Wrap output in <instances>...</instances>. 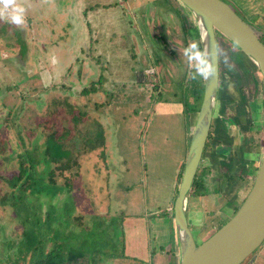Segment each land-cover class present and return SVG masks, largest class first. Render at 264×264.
I'll return each instance as SVG.
<instances>
[{"label":"rangeland","instance_id":"374dc122","mask_svg":"<svg viewBox=\"0 0 264 264\" xmlns=\"http://www.w3.org/2000/svg\"><path fill=\"white\" fill-rule=\"evenodd\" d=\"M177 1L176 3H179ZM224 1L250 23L247 10L243 12L236 3ZM59 3L54 10L56 13H60L59 10L63 8L61 0ZM95 10L97 14V8ZM47 11V8L43 7L41 11L34 9L35 14L32 16L27 14L26 27L32 28L33 31L35 28L33 24L39 22L40 26L36 29L43 30L45 28L42 24L43 17L57 21L56 16ZM184 11L195 28L190 29L189 33L192 37L198 34V46L203 51L197 22L186 8ZM124 13L123 17L120 16L119 22L111 18L107 23L105 15L99 17L100 21L113 25L114 32L123 33L121 45L124 47L122 50L118 48L115 50L117 56L108 67L113 78L118 75L117 77L126 82L122 92H119V89H112L111 86L107 88V83L119 84L117 81L106 82L108 75L104 76L106 78L104 80L98 77V81L86 82L77 77V72L71 77L69 73L64 74L65 63L60 66H57V63L54 65L53 55L58 50L50 48L47 45L49 43L43 40L45 35L43 31L30 33V42L25 39L26 43L20 39L21 37L16 40L20 35L16 36V32L24 33L23 27L12 26L0 19V37H3L2 42L0 39V240H3L0 241V245L6 248L5 242L8 240L11 244L9 247L13 246L14 254L27 245L29 236L31 244L36 248L43 245L47 255L57 243L65 241L62 238L67 237L69 241L76 233L79 236L83 231L93 232L99 229H102L103 238L109 242V250L114 251L117 248L118 252L119 248H122L119 239L123 232L118 226L122 216L131 213L140 215L158 213L167 207L175 195L179 167L186 156L182 115L160 114V118H154V105L151 103L158 99L160 93L156 90L159 81L153 76H150L149 80H144L139 93L134 92V86L138 85L134 80L136 64L147 59H141L142 49L128 51L138 40L136 39L138 33L135 26L128 21V17L131 19L129 12L125 10ZM56 28H59L58 24L49 27L48 36H55L58 33ZM255 28L259 33L258 27ZM32 35L35 36V40ZM260 35L264 38V33ZM159 36L162 35L159 34L158 39ZM166 38H160L163 50L166 49L164 48ZM42 42L46 46L44 49ZM19 44L21 48L18 47ZM67 44L71 45L70 42ZM166 44L169 50L170 45ZM218 44L221 77L215 115L222 116L227 121L231 119L232 123L227 133L218 126L214 135L216 139L223 141V145L218 149H226L228 146L231 153L221 160L215 158L214 161L209 159L204 162V169L209 176L205 182L202 180V184L206 185L205 189L201 190L200 195L190 198L189 210L194 225L192 231L199 244L204 240L201 238L202 234L199 235L200 228L208 230L204 236L207 239L235 214L250 191L264 156V81L256 66L227 38L219 34ZM141 46L143 48L144 43L141 42ZM160 53L161 61H165L164 52ZM69 58L70 55L65 56V52L61 50L60 60L67 62ZM76 59L82 64L78 72L82 70L81 74H85V54L79 53ZM120 69L123 71L126 69L124 76ZM185 71V79H182L183 75L180 80L177 77L172 78L167 82V91L162 92L161 96L168 99L176 97L177 100L182 99L195 106L196 112L192 116L195 121L202 100L200 103L196 102L194 87L196 84L203 87L204 78L192 79L191 68ZM120 85L123 84L120 82ZM91 88H94L93 92ZM83 90L90 91V94L83 95ZM53 106L56 107V112ZM77 116L78 119L74 121L79 124V138L70 131L77 128L75 122L71 126L73 118ZM160 122L164 124L160 125ZM48 131L58 133L55 140H52L54 146L51 151L59 149L62 145L67 146V149L64 147L63 150L67 153L71 151L69 157L75 165L71 170H67L64 165L52 168V165L58 162L47 161L46 164L53 170L51 173L48 168V172L45 171L47 182H50L47 175H51L52 182L61 188L51 189L49 194L45 192L42 196L43 202L38 201L40 206L33 223L37 224L39 221L40 223L34 228L36 232L33 233L29 232L33 227L30 220L26 223L22 217L28 214L30 209H33L30 215L35 213V208L25 200L22 202L15 200L17 194H11L13 190L10 184L11 175H18L21 172L18 164L20 161L17 162L16 158L18 155L23 154L25 160H29L35 149L46 147L45 137ZM86 139L91 142L90 146L84 141ZM91 147H94V150H86ZM39 160L40 158L36 159ZM63 164H66V161ZM43 168L41 165L38 171ZM63 187L66 188L62 189ZM68 209L69 212L66 214ZM49 214L53 220L49 221ZM108 214L112 218L109 219ZM171 220L173 221L172 218ZM82 221L85 223L84 226ZM49 222L52 224L51 227ZM163 222L169 223L166 220ZM149 228L151 231V227ZM38 235L44 236L46 240L38 242ZM157 238L163 240V236ZM67 244L73 248L72 251L68 250L69 256L72 255L75 261L72 264L89 259L90 261L92 259L90 263L96 264L103 256L97 253L91 258L90 251H86L85 248L78 250L71 242ZM263 245L264 243L243 264H256L258 260L254 259ZM74 249H77V252L73 251ZM109 260L111 263L114 261ZM125 261L132 264L130 259ZM259 263L264 264V261L261 260Z\"/></svg>","mask_w":264,"mask_h":264},{"label":"crops","instance_id":"0c3cea01","mask_svg":"<svg viewBox=\"0 0 264 264\" xmlns=\"http://www.w3.org/2000/svg\"><path fill=\"white\" fill-rule=\"evenodd\" d=\"M59 1L60 0H0V19L12 26L23 27L24 33L23 31L16 32V36L20 34L16 40H19L21 37L20 39L23 42H30V33L34 34L35 32L43 31L45 33V35L43 33V40L49 43L47 45L50 48L54 50L57 48L58 50L55 55L58 54L59 56L56 57L53 55L54 65L57 63V66H60L65 63L63 66L64 74L69 73L71 77L72 74L77 72V77H79L80 80H86V82L98 81V77L104 80L106 79L104 76L108 75L109 78L106 79V82L117 81L119 84L113 85L107 83V88L111 86L112 89H119V92H122L125 89L124 83L126 82H123L121 78L117 77L118 75L113 78L110 75L108 67L113 64L112 61L117 56L115 50L117 48L122 50L124 47V45H121L123 33L122 31L119 33L114 32L113 25L107 23L111 18L117 19L119 22L120 16L122 15L123 17V14H125L124 11H128L131 17V19L128 17V21L131 25L135 26L138 33V38H136L138 40L132 44L128 51L130 49L133 51L136 49L141 51L142 49L140 55L141 59H147L146 61L140 60L139 63L136 64L137 68H135L136 75H134V80L138 85L134 86V92L139 93L144 80H149L150 76H153L155 80L159 81L156 90L160 95H158L156 101L151 103L154 105V118H160V114H169L173 116L174 113H177L182 115L181 124L185 132L186 159L195 125L194 122H196V120L193 121L192 116L196 110L189 113L185 109L184 100H177L176 97L168 99L167 97L161 96L162 92L165 93L167 91V82L172 80V78L175 79V77H177L178 80H180V77L183 75L182 79H185V70L190 68V65L183 55V50L187 44L193 41L198 44V34L192 37L189 33L190 29L195 28H193V25L187 17V12L184 11L185 7L183 4L176 3L175 0H61L63 8L59 10L60 13H56L54 10L59 6ZM97 1H99V3ZM229 1L236 3L243 12L247 10L248 15H246L249 17L250 23L254 27H258L259 34L264 33V11H261L264 10L262 9L264 8V0ZM41 7H46L48 10L47 13L50 12L52 15L56 16L55 18H57V21H52L43 17L42 24H44L43 27L45 28L43 30H37L36 27L40 26L38 22L33 24L35 28L32 31V28L28 29L26 27L28 24H25L28 17L27 14L32 16L35 14L34 9H36V11H41ZM95 8L100 12L97 11L96 14ZM180 14H182L183 17H181ZM101 15H105L107 23L99 20ZM14 17H19L20 22H13ZM179 17H181V19H179ZM153 22L155 24H153ZM55 24L59 25V28H56L58 33H56L55 36L53 35L54 37L48 36L50 34L48 28L55 26ZM114 25L116 26V24ZM158 32L162 35L159 36V39ZM164 37H167L165 42L170 45L169 50L166 43L164 45V48H166L165 50H163V46L160 44V38ZM32 38H34V40L36 39L34 35H32ZM0 39L2 42L3 37H0ZM139 40L144 43L143 48H141L142 46ZM69 42L71 45L67 44ZM56 43L58 44L55 45ZM18 47L21 48V44H19ZM39 47L42 46L39 45ZM42 48H46L44 43ZM61 50L65 52V56L70 55L69 61L60 60ZM83 50L85 52H83ZM160 52H164L166 57L165 61H161L162 55ZM79 53L85 54L86 56L84 62L86 69L84 68L85 74L83 73V75L81 74L82 70L78 72L79 66H82V64L78 62V59H76ZM102 58H104L103 61ZM115 63L118 65L117 62ZM101 66L103 68H100ZM135 69H133L134 73ZM120 71L123 76L126 74V69L124 71L120 69ZM166 75L171 78L168 79L165 77ZM72 78L74 80V75ZM72 78L70 80H72ZM120 82L123 84L122 86ZM160 123V125L164 124L162 122ZM157 125L159 124L157 123ZM185 159L182 163L185 162ZM181 165L178 171V178ZM176 183L179 185L180 182L178 183V180H176L175 184ZM177 189L178 186L176 185L174 191L175 195H173L172 201L168 203L165 209L159 210V214L140 215L131 213L122 216V221L118 224L123 232L119 239L122 248H119L118 252L116 247L114 251L109 250V242L103 238L104 232H102V229L98 231L94 230L93 232L89 230L83 231L79 233V236H77L76 233L74 238L69 239V241L66 237L62 238L65 241L60 242L65 243L66 249L69 248L71 251L73 248L67 244L69 242L78 250L82 247L85 248L86 251H90L89 255H91V258H94L97 253L102 254V258L96 264H129L127 263L128 261H125L128 259L132 260V264H178L177 234L174 229L173 221L168 215H165L167 212H173V204ZM190 214L191 212L188 209L189 223L193 225V221L191 220L192 215L190 216ZM195 217L197 218L198 216ZM110 218H112L111 215L109 219ZM163 220L169 221V223L163 222ZM84 225L85 223L82 221V226ZM149 227H151V231ZM199 231V235L202 234V240H205L206 237L204 238V236H206L208 230L200 228ZM65 232L66 231H64L63 234H65ZM108 233L111 234V231L108 230ZM159 236H163L162 241L157 238ZM38 238V242L46 240L42 235H38ZM27 239V245L18 249L16 254L13 253V246L9 247L11 244L8 240L5 242V246L12 250H6V248H2L0 245V264H46L45 247L39 245L36 248V246L31 244V238L27 237ZM263 248L254 259V261L258 260L256 264H260L259 262L261 260L262 262L264 261ZM77 249L73 251L77 252ZM66 252L67 254L70 253L68 251ZM27 258H29V260L26 261ZM109 259H114L113 263H111ZM91 261L90 259L87 261H78L76 264H94L93 262L90 263ZM73 262L75 261L72 259V255H70L68 260H65L62 264H72Z\"/></svg>","mask_w":264,"mask_h":264},{"label":"water","instance_id":"95a60500","mask_svg":"<svg viewBox=\"0 0 264 264\" xmlns=\"http://www.w3.org/2000/svg\"><path fill=\"white\" fill-rule=\"evenodd\" d=\"M178 1L196 20L203 53L214 67V72L204 78L202 102L173 204L178 264H243L264 243V156L254 183L239 209L200 244L190 226L188 209L218 101V35H223L247 56L263 81L264 42L257 29L224 0Z\"/></svg>","mask_w":264,"mask_h":264},{"label":"trees","instance_id":"16d2710c","mask_svg":"<svg viewBox=\"0 0 264 264\" xmlns=\"http://www.w3.org/2000/svg\"><path fill=\"white\" fill-rule=\"evenodd\" d=\"M262 41L264 42V38L262 39ZM90 90H91V92H93L94 88H91ZM203 91H204L203 87L200 84H196V86L194 87V96H195L196 102H198V103L201 102L202 96H203ZM89 92L90 91H88V90H83L82 94L83 95L84 94H90ZM183 103L185 105V109L187 110V112L191 113V112L196 110L195 106H191L188 102L183 101ZM53 108H54V112H56V107L53 106ZM66 114H68V113L66 112ZM74 119H78V116L73 118V121L71 122V126L75 122ZM75 123L77 124V128L76 129L72 128V130H70V131L73 132V135H77V137L79 138V124L77 122H75ZM74 131H75V133H74ZM57 135H58V133L56 131H48V134H46V137H45V143H47L46 147H44L42 149H35L34 152L32 153L33 155L29 157V160L28 159L25 160L23 154H20L16 157L17 162L20 161L18 164H19V168L21 169V172L18 175H15V174L11 175L12 181L10 182V184L12 185V187L11 186L10 187H11V189L13 188V190H12L13 192L11 191V194H13V195L17 194V197L15 198V200H18L19 202H22L25 200V202H28L32 206V208H35V211H36L35 213L30 215L31 210H33V209H30L29 213L26 214L24 217H22L26 220V223L28 220H30V224H32V226H33V227H31V230L29 232H33V233L36 232L34 228L37 227L38 223H40V221L37 224H34L33 222H34V216L36 213H38V209L40 206L38 201L40 203L43 202L42 201V196H44L43 194H45V192L47 194H49V190H51V189L56 190L59 187L61 188V186H57V185H55V182L54 183L52 182V176L51 175H47L49 177V180H50L49 183L47 182V179L45 178L46 177L45 171H47V168H48L49 173L53 172V170L50 169L49 165L46 164L47 161L50 160L51 163H53L56 160V162H58L56 165H52V168L54 166H63L64 165L67 168V170H71V167L75 165V162H73V160L69 157L71 151L69 153H67V151L63 150V148L64 147L66 148L67 146L62 145V147H60L59 149L55 148V151H51V148L54 146V143L52 140H55V137ZM88 136H89V132H88L87 137ZM71 138H73V137L71 136ZM90 140H92V139H90ZM84 141L88 144V146L91 145V142L88 141V139H86ZM89 149L94 150V147L88 148L86 150H89ZM38 158H40V160L36 161V159H38ZM24 160L26 162H24ZM64 161H66V164H63ZM41 165H43L44 168H43V170L38 171V168ZM183 168H184V162L181 165L178 183L181 180ZM177 186H178V184H177ZM65 188L66 187H63L62 189H65ZM202 188H203V185L200 184L199 180L196 178L194 183H193L192 196H197L201 192L200 190ZM27 192H28V194H26ZM67 192H69V190ZM34 199L37 201L35 202ZM32 204L34 205V207ZM238 209H239V207L236 209V211ZM68 212H69V209L67 210L66 214ZM165 215H168L170 218H173V212H171V213L167 212V214H165ZM48 216H49V221H50L52 218H51L50 214ZM49 223H50L49 226L51 227L52 224H51V222H49ZM32 236L33 235H31V237ZM68 250L70 251L69 248L66 249L65 243H57L56 246L53 248V250L49 254L46 255V264H62L65 260H68V258L70 257L69 254H67V252H66ZM67 256H69V257H67Z\"/></svg>","mask_w":264,"mask_h":264},{"label":"flooded vegetation","instance_id":"af4514ba","mask_svg":"<svg viewBox=\"0 0 264 264\" xmlns=\"http://www.w3.org/2000/svg\"><path fill=\"white\" fill-rule=\"evenodd\" d=\"M260 37H261V39H263V37L261 35H260ZM218 49H219V44H218ZM219 69H220V63H219ZM220 77H221V74H220V70H219V84H220ZM218 101H219V99H218ZM230 120L227 121L222 116L219 117L217 115H215V117L213 118L212 125H211V129H210V135H209V138L207 140V144H206V147L204 149L202 161L200 163V166H199V169H198V172H197V175H196V178L199 180L200 184H202V180H204L203 182H205V180L207 179V177H209L208 174H206V169H204V164H205L204 162L207 161V160H209V159H212L214 161L215 158L217 160H221L223 157L228 156V154L231 153V150L229 149L230 147H228V146H227L226 149H224V148L223 149H220V150L218 149V148H220L221 145H223L222 144L223 141H221L218 137H217L218 139H216V137L214 135L215 132H216V128L218 126H219V128H221V130H224V132L227 133L228 132V128L230 127V123H232ZM214 141H215V143L213 144ZM248 170H250V169L248 168ZM204 186H206V185L204 184L202 189H205ZM200 193L198 195H200ZM192 197L193 196L191 195V198ZM194 197H196V196H194ZM190 225H191V228L194 227L192 224H190Z\"/></svg>","mask_w":264,"mask_h":264},{"label":"clouds","instance_id":"9594fccd","mask_svg":"<svg viewBox=\"0 0 264 264\" xmlns=\"http://www.w3.org/2000/svg\"><path fill=\"white\" fill-rule=\"evenodd\" d=\"M13 22L19 23L20 18L14 17ZM183 55L190 65V76L192 79H196L197 77L205 78L214 72L213 65L196 42L193 41L187 44L183 50Z\"/></svg>","mask_w":264,"mask_h":264}]
</instances>
